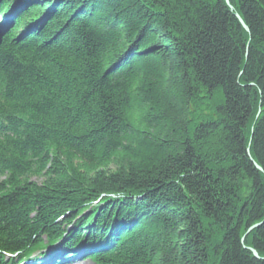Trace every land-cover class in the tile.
Listing matches in <instances>:
<instances>
[{
	"label": "trees",
	"instance_id": "obj_1",
	"mask_svg": "<svg viewBox=\"0 0 264 264\" xmlns=\"http://www.w3.org/2000/svg\"><path fill=\"white\" fill-rule=\"evenodd\" d=\"M263 221L264 0H0V264H264Z\"/></svg>",
	"mask_w": 264,
	"mask_h": 264
},
{
	"label": "rangeland",
	"instance_id": "obj_2",
	"mask_svg": "<svg viewBox=\"0 0 264 264\" xmlns=\"http://www.w3.org/2000/svg\"><path fill=\"white\" fill-rule=\"evenodd\" d=\"M242 22H243V21H242ZM243 23H244V22H243ZM244 25H245V24H244ZM256 168H257L258 170L262 171V169H261L260 167H258L257 165H256ZM262 225H264V221H263L262 223L256 225V226H254L252 229H258V228H260ZM252 229H251V230H252ZM251 230L248 231L247 234H249V233L251 232ZM244 239H245V238H244ZM244 239H243L242 241H244ZM75 258H76V257H75ZM75 258H74V260L71 261L69 264H91L90 262L83 261V260L80 259V258H76V259H75Z\"/></svg>",
	"mask_w": 264,
	"mask_h": 264
},
{
	"label": "water",
	"instance_id": "obj_3",
	"mask_svg": "<svg viewBox=\"0 0 264 264\" xmlns=\"http://www.w3.org/2000/svg\"><path fill=\"white\" fill-rule=\"evenodd\" d=\"M239 20H240V23L243 25V27L246 29V26L244 25V23L242 22V20L239 18ZM252 251V253L254 254V256L256 257V258H258V255H257V253L254 251V250H251Z\"/></svg>",
	"mask_w": 264,
	"mask_h": 264
}]
</instances>
